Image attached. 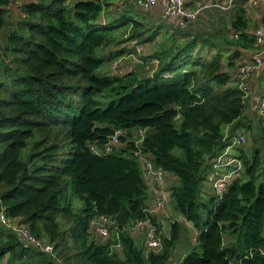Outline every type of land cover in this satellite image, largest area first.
Here are the masks:
<instances>
[{
	"label": "trees",
	"instance_id": "obj_1",
	"mask_svg": "<svg viewBox=\"0 0 264 264\" xmlns=\"http://www.w3.org/2000/svg\"><path fill=\"white\" fill-rule=\"evenodd\" d=\"M105 2L25 0L19 16L0 7V205L53 242L63 264H169L180 220L158 252L130 233L147 218L160 230L141 167L128 156L134 143L122 136L123 148L105 156L88 146L103 145L118 129L147 127L141 149L178 177L175 208L199 230L179 264H264V142L238 147L243 170L221 199H200L213 159L233 136L226 126L245 107L231 77L241 48L255 42L245 9H237L232 30L216 32L132 20L130 39L144 44L162 36L151 55L159 65L153 75H118L100 71L116 53L98 56V49L127 42L114 30L130 19L119 14L103 23ZM74 198L84 202L79 211ZM100 214L115 220L121 250L112 249L113 240L93 239L90 224ZM0 264L59 263L0 223Z\"/></svg>",
	"mask_w": 264,
	"mask_h": 264
},
{
	"label": "built area",
	"instance_id": "obj_2",
	"mask_svg": "<svg viewBox=\"0 0 264 264\" xmlns=\"http://www.w3.org/2000/svg\"><path fill=\"white\" fill-rule=\"evenodd\" d=\"M136 5L141 9H150L153 7L158 0H134ZM193 0H164L163 15L164 21H176V24L181 27H185L191 20L197 18L200 8L191 7L190 4ZM21 4V2H18ZM235 0H227L223 4L224 8L234 6ZM122 12V6L118 5L114 9L115 17ZM104 13V12H103ZM132 28H128L123 38L127 41L130 49L133 50L135 57L140 61L144 57V44L139 42L138 39L131 37ZM253 36L256 43L260 44L264 41V24L259 25L254 31ZM238 37V34H235ZM153 64L151 75H153L158 68L159 60L156 58L150 61ZM263 59L259 55H255L249 62L238 60L231 70V77L244 93V96L250 92L251 81L254 77V73L259 69ZM127 71L122 67H115V74L122 75ZM171 75L164 73L163 77L168 78ZM258 113L264 119V95H262L258 101ZM148 134L147 127H140L134 129H118L110 135L108 140L103 144L99 145L95 142L88 144L90 150L97 155L105 156L112 154L115 151L120 150L125 145L126 141L132 142L135 145V150L129 153L130 158H135L142 170V173L152 180L155 184V201L153 209L149 212L152 213L157 209H164L166 203L170 200L171 191L166 182V174L168 171L158 166L151 155L147 154L141 149V144L144 138ZM124 136L126 141H123L121 137ZM248 134L246 132H237L229 138L227 147L213 159L212 165L213 170L209 176L211 182V194L217 200L221 199L227 192L229 186L241 176L243 165L241 160L234 154V148L240 145L248 144ZM18 217H11L4 206L0 205V223L14 231L25 247L36 248L43 251L44 253L56 258L59 264H63L62 261L56 257L55 245L48 238L36 236L30 229V227L24 222L17 220ZM145 223H151L150 219L138 220L132 225L140 226ZM151 227L147 233L146 249L147 252L155 251L158 252L162 249V239L157 232V226L151 223ZM92 237L94 240L100 243H108L112 240V249H120L122 243L119 238L118 228L115 220L106 214H100L92 219L90 224ZM115 234V235H114ZM197 239V234L195 235Z\"/></svg>",
	"mask_w": 264,
	"mask_h": 264
},
{
	"label": "crops",
	"instance_id": "obj_3",
	"mask_svg": "<svg viewBox=\"0 0 264 264\" xmlns=\"http://www.w3.org/2000/svg\"><path fill=\"white\" fill-rule=\"evenodd\" d=\"M226 2L227 0H193L190 6L200 8V12L197 18L189 21L185 27L188 26L194 31L203 32H216L221 28L232 30L233 22L236 19L237 9L242 7L245 9L249 21L247 32L250 33L254 38L253 31L259 25L264 24V0H235L234 6L224 8L223 4ZM104 5L105 12L101 17V21L103 23L115 21L117 17H115L114 9L118 5L122 6V12L120 14H127L130 19L128 20L129 24L127 26H122L119 29L116 28L114 30V34L116 36H120L121 34L123 35L128 28H132V20L146 23L149 26H154L160 24L161 22H165L162 18L164 0H158L157 3L150 9L139 8L134 0H106ZM168 23L176 25V21H169ZM121 29L122 33L120 34L119 32ZM161 39L162 36H158L156 42H160ZM156 42L153 41L151 43H144L143 59L145 58L146 60L141 61L137 57H135L133 50L127 47L129 45L126 42H121L120 44H109L107 47L102 49L104 50L102 53L107 55L116 53V56L111 58V60L109 59V61L111 62V67L108 72L114 73L115 67L119 66L125 69L128 74L132 71H137L136 67L140 66L141 69L144 68L145 70H149L148 72H150L144 74L151 75L154 66L150 61ZM241 51L242 54L240 60L249 62L255 55H259L263 59V62L260 65L259 69L255 71L254 77L252 78L251 89L249 94L247 95L242 116L236 123L226 126L225 131L226 133L233 135L237 132H246L248 134L250 145V140L252 141V133H254V127L257 123H264V119L258 113V101L260 97L264 95V41L260 44L256 43V41L254 43H250L249 46L242 47ZM140 73L142 74L143 72ZM262 132H264V126L262 127ZM236 148L237 147H235L233 150L235 155L237 154L235 151ZM143 178L148 192L147 203L148 209L150 210L153 209L156 196L155 184L144 174ZM176 181H178V177L174 173L168 172L166 174V182L171 192L172 187L173 185H175L174 183ZM152 214L155 217V221L158 225L165 222L164 218H172L170 227L165 226L164 231L161 229V227L159 232L157 230L161 239L163 236H170L171 225L174 220L178 219L176 215L181 217L177 213L174 201L172 200H169L166 203L164 209H157L156 211H153ZM17 220L24 222L22 217H18ZM151 223H145L143 225L134 226L132 228L130 233L135 238L138 245L146 247L147 233L152 225ZM187 223L190 227L192 226V228L195 229L193 230L195 232V235L199 233L198 228L191 221L187 220ZM164 224L166 225V223ZM183 257L184 255L181 258L171 257L169 264H179Z\"/></svg>",
	"mask_w": 264,
	"mask_h": 264
},
{
	"label": "rangeland",
	"instance_id": "obj_4",
	"mask_svg": "<svg viewBox=\"0 0 264 264\" xmlns=\"http://www.w3.org/2000/svg\"><path fill=\"white\" fill-rule=\"evenodd\" d=\"M24 1L25 0H10V3L8 6H6L7 7L6 9H9V11L14 12L16 16H19L20 11L18 10V5H19L18 2L23 3ZM186 29L192 30L188 26L186 27ZM199 32H203V31H199ZM207 32H211V31H207ZM119 33L120 34L122 33V29L120 30ZM102 49L103 48L98 49V56H103L102 52L104 50H102ZM110 67H111V62L105 61L102 65V67L100 68V71H102L104 73L108 72ZM136 70L138 72L150 73V72H148L149 70H145L144 68L141 69L140 66H137ZM114 73H115V70H114ZM263 126H264V123H262V124L257 123L253 129L254 133H252V141L250 140V142H251L250 145L248 143V144L241 145V147L244 146L246 148L248 147L247 149H250L253 145H257V146L262 145V143L264 142V132H262ZM29 148H31V147L29 146L28 149H24V154L22 155V158L24 160H26L25 156L28 154L27 152L29 151ZM237 149H238V147L235 149L236 153H237ZM211 172H212V168H211ZM211 172H210V174H211ZM210 174H209V176H210ZM209 176H208V179L206 181H204L203 188H202V191L200 194V199L203 202L204 201L209 202V199L212 196L211 195V182L209 181ZM177 183H178V181H176L174 184H177ZM73 200H74V203H73L74 209L79 211L84 206V202L78 198H74ZM170 200L174 201V198L172 196V192H171ZM174 204H175V201H174ZM176 217L178 218V220H180L183 223V229H182L181 237L178 239V241L175 244V247L172 250V256L171 257L181 258L183 255L185 256L186 254H188L193 249V246L197 245V240L195 239V232L193 231L195 229L192 228V226L190 227L188 225L187 220L182 216L179 217L178 215H176ZM171 219L172 218H164V220H165L164 223H166V225L164 223L159 225L163 231H164L165 226L170 227Z\"/></svg>",
	"mask_w": 264,
	"mask_h": 264
},
{
	"label": "water",
	"instance_id": "obj_5",
	"mask_svg": "<svg viewBox=\"0 0 264 264\" xmlns=\"http://www.w3.org/2000/svg\"><path fill=\"white\" fill-rule=\"evenodd\" d=\"M1 8H7L6 6H0ZM70 10H74V6H71L70 7ZM174 107V104H169L168 106H166V108L165 109H171V108H173Z\"/></svg>",
	"mask_w": 264,
	"mask_h": 264
}]
</instances>
